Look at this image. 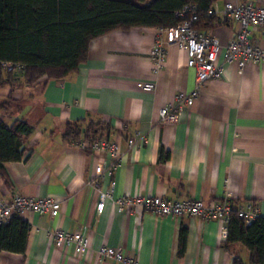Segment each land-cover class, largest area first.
<instances>
[{
  "label": "crops",
  "instance_id": "crops-1",
  "mask_svg": "<svg viewBox=\"0 0 264 264\" xmlns=\"http://www.w3.org/2000/svg\"><path fill=\"white\" fill-rule=\"evenodd\" d=\"M254 7L264 0H239ZM225 0L212 7L216 23L207 33L224 46L237 25L224 17ZM160 28L118 30L94 39L87 60L64 80H41L11 91L0 88V101L11 94L17 101L15 118L26 120L32 133L20 162L7 163L10 180L0 178V198L14 194L51 198L60 204L56 218L26 212L30 225L24 254L0 252V264H121L99 261L100 247L121 249L137 264H248V252L222 248L226 225L217 219L157 217L140 208L118 213L111 200L96 215L99 191L114 183L113 200L160 197L170 201H203L206 206L227 202L244 208L254 204L264 217V66L236 63L218 57L223 75L208 81L192 106H181L175 124L162 123L159 112L196 87V74L186 67V54L167 48L161 68L150 53ZM251 40L264 50V32ZM153 82L146 93L139 84ZM100 125L98 135L119 146L114 171L95 175L108 166L106 153L80 150L63 139L67 124ZM133 140L132 146L128 141ZM161 153L168 155L161 160ZM101 185V187H99ZM186 230L179 254L180 229ZM56 229L90 238L89 250L75 256L54 248Z\"/></svg>",
  "mask_w": 264,
  "mask_h": 264
},
{
  "label": "trees",
  "instance_id": "trees-1",
  "mask_svg": "<svg viewBox=\"0 0 264 264\" xmlns=\"http://www.w3.org/2000/svg\"><path fill=\"white\" fill-rule=\"evenodd\" d=\"M216 0H0V88L33 86L41 80L60 81L76 73L87 60L89 44L96 38L132 28L166 29L176 26V14L193 6L196 28L207 30L216 23ZM10 65L11 70L3 67ZM17 101L11 94L0 101V178L10 186L4 165L20 162L32 126L15 118ZM93 123L67 124L63 139L98 141ZM168 155L161 153L160 159ZM231 206L222 248L235 246L248 252V264H264V217L246 225L238 217L241 208ZM30 225L14 214L0 225V252L24 254ZM186 230L180 229L179 254L185 249ZM233 264H244L239 257Z\"/></svg>",
  "mask_w": 264,
  "mask_h": 264
},
{
  "label": "built area",
  "instance_id": "built-area-1",
  "mask_svg": "<svg viewBox=\"0 0 264 264\" xmlns=\"http://www.w3.org/2000/svg\"><path fill=\"white\" fill-rule=\"evenodd\" d=\"M193 9V6L185 7L176 14L179 20L176 26L160 29L150 53L155 67L161 68L167 48L176 46L186 54V67L193 69L196 74L195 89L188 95H178L174 104L160 110L159 117L162 123L175 124L180 107L192 106L200 96L204 85L208 81L218 79L223 75V67L218 62V57L222 52H224L226 63H236L240 72L251 63L264 66V50L251 40L253 31L262 30L264 32V5L254 7L251 3L241 4L239 0H225L224 17L227 21L236 24L237 30L224 46L211 34L196 28L198 19L193 13ZM212 13V11L209 12V14ZM3 67L8 70L12 69L10 65L6 64H3ZM139 88L143 92L152 93L155 91V84L144 82L139 84ZM133 144V140L128 141L129 146ZM73 145L80 150H90L93 153L109 155L110 163L108 166H96V177L104 172L110 175L121 157L119 146L107 139L98 141L79 140L75 141ZM113 189L114 183H111L108 191H99L95 208L97 216L102 213L107 200L113 202L118 213L126 211L131 214L134 208H140L157 217H171L176 220L199 217L204 220H221L227 225L231 213V206L227 202L208 207L200 200L174 202L160 197H124L113 200ZM26 212L56 218L60 212V204L51 198L23 197L19 194H14L9 200L0 198V225L6 224L12 215L17 214L22 217ZM237 214L246 225H249L260 215V212L256 205L249 204L239 209ZM225 235L226 230L224 237ZM52 240L55 250L65 252L72 249L75 256L83 255L90 248V238L82 233H68L56 229ZM97 254L99 261L111 259L121 264H137L136 259L124 256L121 249L100 247Z\"/></svg>",
  "mask_w": 264,
  "mask_h": 264
},
{
  "label": "rangeland",
  "instance_id": "rangeland-1",
  "mask_svg": "<svg viewBox=\"0 0 264 264\" xmlns=\"http://www.w3.org/2000/svg\"><path fill=\"white\" fill-rule=\"evenodd\" d=\"M125 1H129V2H131V1H133V0H125Z\"/></svg>",
  "mask_w": 264,
  "mask_h": 264
}]
</instances>
